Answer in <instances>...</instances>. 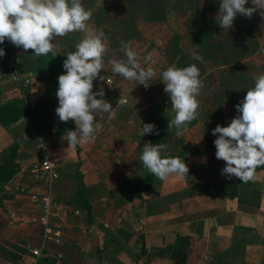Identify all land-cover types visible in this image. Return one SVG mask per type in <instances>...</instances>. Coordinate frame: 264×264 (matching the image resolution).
Wrapping results in <instances>:
<instances>
[{"label":"rangeland","instance_id":"rangeland-1","mask_svg":"<svg viewBox=\"0 0 264 264\" xmlns=\"http://www.w3.org/2000/svg\"><path fill=\"white\" fill-rule=\"evenodd\" d=\"M162 1L59 0L61 10L73 6L83 15L75 16L79 22L69 21V27L63 13L52 18L60 34L53 44H60L57 50L66 53L47 58L58 73L54 79L43 76L37 82L26 73L22 85L14 81L11 94L0 95V108L23 97L30 108L0 139V163L17 143L21 165L12 179L0 183V197L11 195L0 204V264H27L30 249L39 243L38 202L48 180L41 167L42 150L55 166L52 194L63 209L51 221L53 238L47 241L41 264L97 263L106 247L96 232L100 220L117 219L121 202L131 199L138 184L143 194L163 183L173 188L180 182L190 184L188 167L181 175L179 167L172 168L167 180L164 173L171 164L166 159H159L152 169L145 132L150 112L159 131L161 156L204 150L207 138L233 142L251 135L264 158V0H173L170 10L166 5V17L156 21L145 11L155 7L158 12ZM41 23H47L46 18L42 22L33 17L24 29H38L42 36L46 32ZM194 33L207 36L203 45L197 44ZM178 49L190 55L194 65L180 79L175 95L167 98L176 76ZM73 57L81 66L68 71ZM205 154L211 180L192 187L217 192L216 179L241 175L248 151L233 149L224 156L211 145ZM192 157L187 154L189 162ZM263 178L264 171L258 182ZM82 188L92 204L91 224L85 210L76 212L71 206ZM177 192L170 189L169 194ZM262 205L264 218L263 201ZM255 212L259 210L251 213ZM132 216V222L138 219ZM143 218L134 226H145L149 220ZM121 232L117 244L112 233L105 235L107 252L116 260L112 264H152L148 250L157 241L144 234L141 240L131 236L126 240ZM241 233L238 230L237 235L242 238ZM205 244L192 250L189 264H207ZM236 245L232 243L228 254L213 256L209 264H264V255L246 256L242 244Z\"/></svg>","mask_w":264,"mask_h":264},{"label":"crops","instance_id":"crops-1","mask_svg":"<svg viewBox=\"0 0 264 264\" xmlns=\"http://www.w3.org/2000/svg\"><path fill=\"white\" fill-rule=\"evenodd\" d=\"M58 1L0 0V17L6 21L12 33L13 54L17 60V69L24 75V79L28 78L26 73L30 75V78L34 77L36 82L42 80L43 76L50 79V76L58 73L54 66V61L51 58L49 60L47 58L50 54L60 56L66 53L57 50L60 48V44H53V42H58L56 36L60 34L52 18L54 15L63 13L65 15L64 23L69 27V21L79 22L75 16L83 15L75 13L76 8L73 9V6L69 7L68 10H61ZM58 8L61 10L60 12L57 11ZM33 17L41 19L42 22L46 18L47 23H41L46 32L44 35L40 36L38 29H34L33 32L25 31L24 27L29 28L28 25L33 21ZM56 39L57 41H55ZM60 42L66 41L61 40ZM74 42H71V47ZM76 59V57H73L69 64L72 65L74 61L78 62ZM78 64L81 66L80 62ZM13 84L15 83L7 66L6 55L0 50V95L9 96L12 91L10 85L13 87ZM10 127L11 125L6 127L0 125V139L5 137V133H8ZM203 154L199 156L193 155L194 158H190L192 162L187 159V153L166 159L171 166L165 170L164 177L169 173L171 174L172 168L176 170L179 167L177 174L181 175V172L187 173L184 169L188 167L190 176L187 175L190 184L180 182L173 188L171 187L172 184L163 183L150 194H143V191L141 198L131 197V199L127 198V200L125 199L126 201H122V209L120 207L118 210L119 216H117V219H112V222H109L108 217L100 220L102 225L98 226L99 229L97 228L96 232L100 235L101 241L106 247L100 260L98 259L99 261L94 264H109L111 261H116L108 254L109 251L106 244V238L108 237H105V235L112 233L111 235H114L116 238L115 243L117 244V240L120 237L118 236L120 234L118 230H122L124 235L131 233V237L136 238L137 241L140 238L142 239V234H144L145 238L155 239L159 242L153 244V248L148 250L153 256L152 264H170L166 257L159 256V250L165 245L173 243L178 235H192L195 237V244L192 250L196 246L206 243L204 255L210 256L207 264L215 255L228 254L232 243L235 244V248L237 243H241L243 246L242 250H244L246 256L254 252V257H262L264 255V218L261 217L262 214L260 213L263 206L262 201L264 202V178L261 182H258V178L262 176L264 169L254 173L251 176L250 185L248 187L241 186L239 196L234 198L222 193V186L225 181L220 178L216 179L213 184V186H217V192L215 190L209 191L208 188L202 191V187H200V191H197L192 186L207 178L210 181V176H212L209 166H207L206 162H203L206 155L205 153ZM216 171L220 172L219 170ZM165 180H167L166 177ZM246 188L254 189V191L249 194L248 192H243ZM170 189L173 192H178L169 194ZM164 190L166 192H163ZM4 199H2L1 203ZM38 203L40 213V202ZM61 205L63 206V204ZM247 207L252 208V211L259 210V212L251 213L252 211ZM123 215H126L127 218H123ZM132 215L138 217L134 222L130 220ZM143 215H145V218L142 221L144 219L147 221L148 219L149 222H146L145 226H134ZM132 218L135 219L133 216ZM113 222L115 226H113ZM122 222H124V225L121 224ZM238 230L243 232L241 233L243 235L242 238L237 235ZM238 237L239 239H237ZM109 240L111 242L112 239ZM114 251L117 259L118 251L117 249ZM109 256L112 260L109 259ZM258 260V258L255 259V261Z\"/></svg>","mask_w":264,"mask_h":264},{"label":"trees","instance_id":"trees-1","mask_svg":"<svg viewBox=\"0 0 264 264\" xmlns=\"http://www.w3.org/2000/svg\"><path fill=\"white\" fill-rule=\"evenodd\" d=\"M147 2H151L153 0H146ZM173 0H164L159 3L157 7H159L158 12H155V7H150L145 11L149 17H154L156 21L164 19L166 17L165 12L167 11V6L169 10L172 5ZM168 10V11H169ZM194 39L198 45H203V42L207 40V36L201 35L199 33H194ZM178 57L175 61L176 65V76L174 78L173 84L169 91L167 92V98H171L176 93V86L179 84L182 76L191 70L193 67V63L190 62V55L184 53L181 49H178ZM189 58V59H188ZM78 62L74 61L71 68L68 71H77L79 68ZM55 76H50V79H54ZM25 94H27V90H25ZM30 113V108L27 103L26 97L23 98H13L2 105L0 108V125L6 127L11 125L21 119L24 115ZM145 132L148 138V142L150 144V152L152 159V169L155 170L157 166V162L159 159H168L171 156L159 154V146H160V136L159 131L157 129L156 122L153 118V112H150L146 119ZM215 146L224 156H228L230 150L233 149H245L248 151V154L245 159L244 168L240 176L237 179L227 180L223 183L222 193L228 194L231 198L237 197L240 194V187L250 185L251 176L262 170L264 168L262 147L256 139L249 135L245 138H242L237 141H222L220 139L207 138L204 144V150L199 148H193L191 150H186L182 154H191L195 156H199L205 152H208L210 146ZM18 144L13 143L8 152L4 155L0 163V183H4L12 179L20 170V163L17 160L18 156ZM153 170V171H154ZM147 177L146 179H149ZM82 190L75 192V195L72 198L71 206H73V210L81 211L85 210L88 217V223L91 224L92 217V204L88 200L85 192ZM143 192V188L141 184L135 187L132 192L131 197L141 198ZM11 195L4 194L0 197V204L2 199L9 198ZM120 233L121 230H118ZM122 233V232H121ZM131 236V233H128L124 239H128ZM195 244V237L192 235H178L175 241L171 244L165 245L159 251L162 257H166L170 264H189V256L192 250L193 245ZM143 248V244H141Z\"/></svg>","mask_w":264,"mask_h":264},{"label":"built area","instance_id":"built-area-1","mask_svg":"<svg viewBox=\"0 0 264 264\" xmlns=\"http://www.w3.org/2000/svg\"><path fill=\"white\" fill-rule=\"evenodd\" d=\"M0 50L6 55V62L14 81L18 82V85H22L21 81L24 79V75L21 74L17 69V60L13 54L14 49L12 48V33L8 27L6 21L0 17ZM22 95V94H21ZM24 95H22L23 97ZM36 134V132H35ZM42 147V144H39ZM42 169L48 173L46 180V187L42 192L40 201V213L38 223L42 230L40 235L39 243L36 247L30 249V254L26 258L27 264H41L44 251L47 248V241L53 238L51 234V221L57 218L62 208L61 204H58L53 199L52 194V183L56 177L54 170L55 166L51 161L50 157L42 150Z\"/></svg>","mask_w":264,"mask_h":264}]
</instances>
